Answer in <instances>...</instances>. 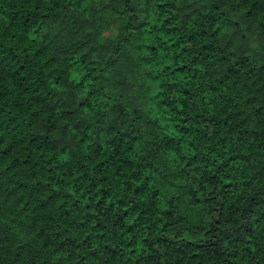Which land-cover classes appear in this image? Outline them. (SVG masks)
<instances>
[{"label": "clouds", "instance_id": "1", "mask_svg": "<svg viewBox=\"0 0 264 264\" xmlns=\"http://www.w3.org/2000/svg\"><path fill=\"white\" fill-rule=\"evenodd\" d=\"M0 264H264V0H0Z\"/></svg>", "mask_w": 264, "mask_h": 264}, {"label": "trees", "instance_id": "2", "mask_svg": "<svg viewBox=\"0 0 264 264\" xmlns=\"http://www.w3.org/2000/svg\"><path fill=\"white\" fill-rule=\"evenodd\" d=\"M21 67H23V66H21Z\"/></svg>", "mask_w": 264, "mask_h": 264}]
</instances>
